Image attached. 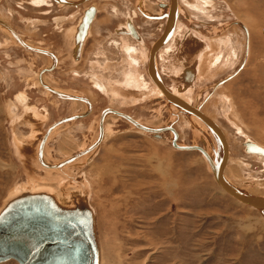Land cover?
I'll return each instance as SVG.
<instances>
[{
    "label": "rangeland",
    "instance_id": "rangeland-1",
    "mask_svg": "<svg viewBox=\"0 0 264 264\" xmlns=\"http://www.w3.org/2000/svg\"><path fill=\"white\" fill-rule=\"evenodd\" d=\"M31 1L0 0V17L6 19L27 41L47 46L46 49H51L56 57H60L56 67L47 73V80L52 86L82 92L91 102V108L84 111L82 119L77 118L76 122L73 119L68 125L61 126L46 142V154L50 160L60 159L64 154L75 153L80 147L88 146L93 135L92 122L99 118L105 107L158 128L168 124V121L172 122V127L179 134L177 140L180 145L190 144L194 140L195 144L204 148H208L206 142L209 147H214L212 133L204 130L202 123V127L197 125L195 118L169 106L163 97L151 96L154 91L147 90L149 87L142 81H126L128 90L133 88L135 91L119 94L126 97L125 101L130 100L120 104L95 87L90 76L93 72L104 82V75L110 77L112 82L120 81V72L126 65L123 55L111 43L114 29L126 18L132 20L139 31V39L133 40L127 32L115 37L127 36L135 44L149 47L155 33L162 30L164 18L159 17L167 11V0H150L159 14L147 16L156 25L159 23L160 29L159 24L156 27L143 19L147 17H143V14L155 13L152 12L154 9L148 8L146 0H89L98 8L97 21L91 34L87 35L84 55L77 64L71 57V36H64V31L75 25L80 8L68 10L67 6L65 9L43 5L38 6L39 9L31 3L50 4L49 0ZM179 2L183 11L179 14L182 25H178L175 37L167 46L166 50L171 48V54H165V51L160 53L158 68L162 79L166 87L172 90V80L182 70L179 68L196 61L198 67L192 83L194 88L184 97L192 105H200L201 111L224 132L229 144V162L225 172L228 180L240 189L262 196L264 158L248 156L246 153H250L244 151L243 142L249 139L264 147V0H210L204 15L191 12L200 8L193 0ZM161 4L165 11L160 9ZM55 16H64L65 21L56 23ZM234 20L243 28L235 25ZM124 24L120 27L125 31ZM1 29L5 32V38L11 41L12 36L6 29ZM187 29L196 30L202 37L189 36L188 33L179 50L176 37L179 30L180 34H185ZM115 32L118 33L117 29ZM224 37L231 38L229 41L234 44L227 43ZM3 41L4 37L0 35V43ZM14 43L18 45L15 40ZM31 43L28 44L35 46ZM203 44L205 47H201ZM40 45L35 47L43 48ZM137 45L128 47L140 54L141 49ZM18 50L6 51L0 47L1 205L19 189L30 190L33 187L51 190L50 184L62 185V182H56L55 173L49 174L46 177L48 180H33L29 186L23 185L24 181H29L30 174L21 164L15 144L16 138L27 135L29 126L25 122L28 120L26 117L24 120L13 119L18 113L14 104L19 106L15 95L25 91L26 103L46 110L47 118L41 124L44 130L57 119L72 112L79 113L82 109L67 100L63 101L65 98L53 96L47 91V86L45 91L49 95L41 93L43 87H32L35 75L38 76L37 68H42L43 61L29 51ZM167 56L176 60L173 62L177 64L172 63L171 68L167 66ZM44 58L46 64L43 67L54 62L52 58ZM26 62H29L28 65ZM138 62L136 74H144V63L141 60ZM106 65L117 73L110 75ZM228 75L221 84L213 85ZM79 103L85 105L82 101ZM10 105L16 108L12 114ZM224 105L227 106L226 110H223ZM105 114V139L101 142L103 135L98 127L101 137L91 158L78 170H69L71 174L81 173L84 180H88L99 264H264V214L226 195L214 181L199 152L173 148L168 142L172 137L169 131L159 134V138H153L117 115ZM238 130L244 135H238ZM214 151L216 153V148ZM30 159L28 164L32 168V176L43 177L44 174L32 163L34 155ZM65 168L61 171H65ZM244 223H248L252 229L245 232L240 230L244 228ZM0 264L17 263L8 260Z\"/></svg>",
    "mask_w": 264,
    "mask_h": 264
},
{
    "label": "water",
    "instance_id": "water-1",
    "mask_svg": "<svg viewBox=\"0 0 264 264\" xmlns=\"http://www.w3.org/2000/svg\"><path fill=\"white\" fill-rule=\"evenodd\" d=\"M55 1L74 4L83 0H77L76 2H69L68 0ZM93 15L94 7L91 5L87 8L84 18L81 19L84 30L89 26ZM170 21L172 24L173 19ZM233 23L243 28L236 20ZM171 24H167L161 38L169 36ZM155 44L156 42L153 46ZM184 72L186 75L182 76L183 74H180L179 80L185 89L192 81L193 72L192 68L191 72L187 73V69H184ZM228 77L229 75L218 80L213 85L221 84ZM157 78L160 80L159 76ZM159 80L154 82L162 90L166 101L174 104L175 108H179L183 112L194 114V116L204 122L207 126L206 128L212 133L214 147L203 148L197 143L195 144L194 140L190 144L178 145L175 143L177 134L172 127V122L168 121V124L158 129L159 126L154 127L137 123L129 115L107 107L101 110L97 119L99 129L105 112H109L117 114L119 118L130 125H136L138 129L148 132L153 138H159L161 132L170 130L172 137L168 142L173 148L198 151L205 160L214 181L225 192L254 210L264 212V196L251 194L237 188L224 177L223 169L227 161L228 146L217 125L199 111L200 105H195L192 108L186 106V101L179 98L178 100L173 99ZM47 91L59 98H72L82 101L86 104L85 112L90 108L89 102L83 96L66 95L53 90L49 86H47ZM81 116L82 114L63 116L47 126L38 141L37 151L35 152V161L38 166L44 169L58 170L65 168L74 161L70 170L74 172L75 169L78 170L85 165L87 159L91 158L90 155H93L98 145L101 131L86 148L65 158L57 159V161H45L41 153L42 147L45 145L53 128ZM243 147L245 152L264 155V148L250 140L244 141ZM92 148L94 149L90 152ZM214 148H216V153ZM84 156H87L86 160ZM79 165L81 166L76 168ZM69 174L62 185L50 184L51 190H26L8 198L2 205L0 204V263L13 260L17 264H98L99 249L94 230L93 210L89 204L88 183L84 180L81 173L77 175L74 173ZM84 182L85 184H83Z\"/></svg>",
    "mask_w": 264,
    "mask_h": 264
},
{
    "label": "flooded vegetation",
    "instance_id": "flooded-vegetation-1",
    "mask_svg": "<svg viewBox=\"0 0 264 264\" xmlns=\"http://www.w3.org/2000/svg\"><path fill=\"white\" fill-rule=\"evenodd\" d=\"M31 1V0H30ZM55 0H49V3L50 4H46V3H43V4H36V3H31L33 6H36L37 8H39L38 6H43V5H50L51 7H63V8H67L68 10L69 9H76V8H80V10H79V14H80V17H79V14H78V16H77V18H76V20H75V23L77 22V24H76V26H75V29H74V33H73V39H72V53H71V57H72V59L73 60H75L76 61V63L75 64H77V62L79 63L80 62V57H81V59H82V57H83V55H84V47H85V43H86V41H87V38H88V36H87V29H88V27L84 30V27H83V25H82V23H81V19L82 18H84V16H85V14H86V10H87V8L89 7V6H91L90 5V3H88L89 2V0H83L82 2H79V3H74V4H70V3H63V2H57V1H55ZM69 2H76L77 0H68ZM139 1V0H138ZM180 0H178V4H179V10H178V16H177V10L175 11L176 12V14H175V17L173 18V22L175 21V18L177 17V19H176V23H175V27H174V24H173V22H172V24H171V26H170V28H169V30L170 31H172L173 30V27H174V31H173V33H172V36H171V38L169 39V41L167 42V43H165L163 46H161L160 47V49L157 51V53H156V55H155V63H156V68H157V70H158V73H159V75H160V77L161 78H163L162 77V73L160 72V69L158 68L159 67V55H160V53L162 52V51H165V54H169L170 53V50H171V48L169 49V50H166L167 49V46H168V44H169V42H170V40L175 36V34H176V32H177V30H178V25L180 24V20H179V14H181V12H183L182 10H181V8H180V2H179ZM208 1H209V3H208ZM193 2H194V4L195 5H198L200 8H198L199 10H197V11H191V12H196V14H205V13H203V12H206V10H205V8L206 7H208L209 5H210V0H193ZM57 3H61L62 5H66V6H58L57 5ZM160 3V2H159ZM167 3L169 4L170 3V0H167ZM87 4V5H86ZM151 1L150 0H146V5H148V8H152V9H154L152 12H155V11H157L156 10V8L151 4ZM164 4V3H163ZM86 5V6H85ZM212 5V4H211ZM8 7V9H11V6L10 5H7ZM85 6V7H84ZM153 6V7H152ZM160 6V9L161 10H164L165 8H164V5H159ZM83 7V8H82ZM212 7V6H211ZM210 7V8H211ZM210 8H209V10H210ZM40 9V8H39ZM96 9H97V12H98V8H97V6H96ZM140 10H142L141 8H140ZM165 11V10H164ZM42 12H46L45 10H43ZM97 12H96V14H97ZM208 12V11H207ZM95 13V12H94ZM155 13H157V12H155ZM48 14V12L46 13V15ZM144 16H146L145 14H143V17ZM151 16V15H150ZM60 17H63V19H61L60 21H65V19H64V16H55V20H56V23L57 22H60V21H58V18H60ZM78 17H79V20H78ZM97 17V16H96ZM162 17L163 18H165V15H162V16H160L159 18H161L162 19ZM148 19H145V18H143L144 19V21H145V23H148V24H155V22H152V21H150L149 20V18H151V17H147ZM152 19V18H151ZM6 19H3V18H1L0 17V35H2L3 37H4V41L2 42V43H0V47L2 48V49H5L6 51L7 50H12V49H14V50H17V51H19L18 49H23V50H25V51H29V52H31L33 55H35L37 58H39L40 60H42L43 61V65L44 64H46V60H45V56H47V58L49 57V58H53V61L54 62H52V63H50V65L48 66V67H43V65H42V68H37V69H39L38 70V74H42V73H44L43 75H42V79H43V81L46 83L45 85H47V84H49V87H51V88H53V89H55V90H58L59 92H62V93H66V94H74L75 92L73 91V90H66V89H64V88H59V87H55V86H52L49 82H48V72H51L55 67H56V65L58 64V62H59V59H60V57H57V59H56V57L53 55L55 52H53L51 49H46V48H48L47 46L45 47V46H43V45H40V44H33V43H31V42H29V41H27L17 30H15V28H13L12 26H10L6 21H5ZM26 20V22H28L27 21V19H25ZM78 20V21H77ZM95 21H97L96 20V18H95V20L92 22V24H91V26H90V30H91V32L93 31V24L95 25ZM132 21V20H131ZM129 19H125L123 22H125V31L129 34V36L131 37L132 36V38H133V40L134 39H136V38H138L139 39V31L137 30V28H136V26L134 25V23L133 22H131ZM235 21V20H234ZM91 22V21H90ZM123 22L121 23V24H123ZM29 23V22H28ZM55 23V24H56ZM74 23V24H75ZM10 26H8V25ZM73 24V25H74ZM90 24V23H89ZM121 24H119L115 29H117V31H118V33L117 32H115V29H114V33H113V38H112V40H111V43H112V45L113 46H115L116 47V49H117V51L118 52H120L122 55H123V57H124V61H125V65L126 66H124V68H123V70H121V72H120V74H121V76H122V78L120 79V81H117V82H112L111 81V79H110V77H109V79H106V76L107 75H104V77H105V82L103 81V80H101V79H99L98 77H97V75H95V73H93V72H91V74H90V76H91V79H92V82H93V84L95 85V87H97L98 89H100L102 92H104L105 93V95H106V97H108L109 98V96H108V89L110 88L109 87V82H111V83H113L114 85H116V86H118L119 88H121L122 90H124V86H125V83H124V80H126V79H128L129 77H139L140 79H141V81H142V83L146 86V87H152V79L150 78V76L148 75V70H147V65H148V56H149V52L151 51V47L153 46V43H155V41L161 36V34L163 33V31H164V29H165V21H163V27H162V30L161 31H159L158 33L156 32L155 33V37L153 38V41L151 42V44H150V46L149 47H143V46H140L139 44L137 45V44H135V42L134 41H132L129 37H127V36H121L120 38H116L115 37V35H119L120 33H123L124 32V30L122 29V28H120V25ZM152 24V25H153ZM159 24V23H158ZM158 24L156 25V27H158ZM72 25V26H73ZM182 24H180V26H181ZM7 26V27H6ZM1 27L2 28H5L6 30L8 29L9 31H7L11 36H12V38H11V41L9 40V39H7V38H5V36L3 35L5 32L1 29ZM71 27V26H70ZM119 27V28H118ZM12 28V29H11ZM136 28V29H135ZM161 28V25L159 24V29ZM181 29V28H180ZM20 35H18L17 33ZM189 33V36H191V35H194V36H198V37H202L196 30H194V29H187L186 30V33L185 34H180V30H179V32H178V37H177V39H176V41H177V44H178V46H179V49L184 45V43H185V40L187 39L186 37H185V35H187ZM7 37V36H6ZM135 37V38H134ZM141 37H142V35H141ZM204 37V36H203ZM17 38V39H16ZM204 38H206V37H204ZM224 38H226L227 40H228V42L227 43H230L231 45H233L232 44V42H230L229 40L231 39V38H228V37H224ZM6 39V40H5ZM142 39H143V37H142ZM207 39V38H206ZM14 40H15V42H16V45L18 44L19 45V47H17V46H15V45H13V44H15L14 43ZM25 40H26V42H28V43H31L32 45H40L41 47H43V48H37V47H35V46H31V45H27L28 43H25ZM84 41V42H83ZM135 41H137V40H135ZM135 45H137V48H139V49H141L140 50V54H137V53H135V50L134 49H130L128 46H135ZM124 47V48H123ZM188 47V46H187ZM186 47V48H187ZM201 47H205V44H203ZM185 48V49H186ZM198 48V47H197ZM123 49L125 50L124 51V53H125V55L123 54ZM178 50V49H177ZM38 51V52H37ZM169 52V53H168ZM155 53V52H154ZM190 52H188V53H186L183 57H182V60L185 58V56L186 55H188ZM171 54V53H170ZM138 55V57H136ZM44 56V57H43ZM125 56H126V58H125ZM180 56H182V55H180ZM170 58H171V61H170ZM51 60V59H50ZM56 60H57V63H56ZM138 60H141L143 63H144V69H143V72H144V74H140V73H138V75L136 74L137 73V69H138V67H139V62H138ZM133 63H132V62ZM173 61H176V60H172V57H170L169 56V58H168V60H167V66H169V65H171L172 63H177V62H173ZM51 62V61H50ZM241 62V61H240ZM239 62V63H240ZM28 63L29 62H26V65H28ZM48 64V63H47ZM137 64V65H136ZM107 66V65H106ZM107 68L109 69L108 70V72H109V74L110 75H112V73L113 74H115V73H117V72H115V70H112L111 71V69H110V67H108L107 66ZM101 69H103V67H101ZM104 70V69H103ZM24 71V70H23ZM113 79V78H112ZM162 81H163V79H162ZM163 84L165 85V83H164V81H163ZM31 86L32 87H34V88H36V87H38V86H40L41 88H42V85L40 84V82H39V78H38V76L37 75H35V80H33V82L31 83ZM48 86V85H47ZM166 86V85H165ZM41 91V93L43 92V94H46V95H49L48 94V92L47 91H45V89H43L42 88V90H40ZM77 93H80V92H77ZM80 94H82V95H85L84 93H80ZM26 94H25V91H21V92H19L17 95H15V100H16V102L20 105V107L17 105V104H14L16 107H17V110H18V113L17 114H15L14 116H13V119L14 120H17V119H23V118H25V117H31L32 115H36V114H34V113H32V111L31 110H28V108L30 107V105L31 104H29V103H26ZM84 97V96H83ZM86 98V97H85ZM55 99V98H54ZM55 100H57V99H55ZM59 101V100H58ZM63 101H66V99H63ZM67 102H70L71 103V105H73V106H79V108H82L81 109V111L79 112V113H83V111H84V106L82 105V104H80L78 101H74V100H71V101H69V100H67ZM194 106V105H193ZM36 107V106H35ZM20 108V109H19ZM113 108V107H112ZM36 109H37V111L40 113V112H44L45 114H46V110L45 109H43V108H40V107H36ZM26 110V111H25ZM116 111H118V110H116ZM37 112V113H38ZM119 112H121V111H119ZM39 113H38V116H39ZM42 114V113H41ZM45 114H42V115H44L45 116V118H47L46 117V115ZM72 114H74V112H72ZM77 118H81V117H77ZM76 118V119H77ZM81 120V119H80ZM107 120V119H106ZM106 120H104V123H103V137H102V140H101V142H103V140L105 139V135H106V129H105V124H106ZM76 122V121H75ZM139 122V121H138ZM96 123H97V119L94 121V126L92 127V132H93V135L91 136V138H90V140L89 141H91L92 142V140H93V138H96V136H97V125H96ZM141 123V122H140ZM141 124H143V123H141ZM143 125H146L145 123L143 124ZM149 126H152L151 124L149 125ZM90 142V143H91ZM89 144V143H88Z\"/></svg>",
    "mask_w": 264,
    "mask_h": 264
},
{
    "label": "bare ground",
    "instance_id": "bare-ground-1",
    "mask_svg": "<svg viewBox=\"0 0 264 264\" xmlns=\"http://www.w3.org/2000/svg\"><path fill=\"white\" fill-rule=\"evenodd\" d=\"M53 1V0H52ZM71 1V0H70ZM55 2V1H54ZM58 2V1H57ZM91 3V2H90ZM208 3H209V1H208ZM57 5H61V6H66V5H62L61 3H57ZM177 10V15H178V10H179V4H178V0H170V3H169V6H168V11H167V14H166V16H165V18H166V20H165V27L167 26V24L169 23V25L171 24V21L170 20H172L174 17H175V14H176V11ZM95 12H96V9H95ZM176 19H177V17L175 18V21L173 22V24H174V27H175V23H176ZM170 21V22H169ZM180 25V24H179ZM7 27V26H6ZM174 27H173V30L172 31H170V33H169V36H166L165 38L163 37V38H161L162 36H163V34H161V36L155 41L156 42V44L154 45V46H152L151 47V51L149 52V56H148V65H147V70H148V75L150 76V78L152 79V84L154 85V87L152 86V87H149L147 90H153L154 91V94H152L151 96H153L154 98H155V96L158 98V97H163L165 100H166V98L164 97L165 95H163V92H162V90H160L156 85H155V82L154 81H156L157 82V80H159L158 78H157V76H159L160 77V75H159V73H158V70H157V68H156V63H155V55H156V53H157V51L160 49V47L161 46H163L165 43H167L168 41H169V39L171 38V36H172V33H173V31H174ZM2 28V27H1ZM3 29H5V28H3ZM7 31H9L8 29H7ZM164 32V31H163ZM69 36H71L70 34H68ZM65 36V35H64ZM175 37V36H174ZM177 38V37H176ZM222 39H224V38H222ZM161 41V42H160ZM223 41V40H222ZM224 41H225V39H224ZM190 42V41H189ZM26 43V42H25ZM154 44V43H153ZM27 45H29V44H27ZM193 45V44H192ZM173 46H174V44H173ZM185 46H187V45H185ZM172 47V46H171ZM197 47V46H196ZM193 48V47H192ZM177 49V48H176ZM180 50V49H179ZM175 51V50H174ZM38 52V51H37ZM155 52V53H154ZM161 53H163V52H161ZM199 53V52H198ZM197 53V54H198ZM153 54V55H152ZM55 57H56V55L55 54H53ZM152 56H153V58H152ZM200 56V55H199ZM161 57V55H159V58ZM49 58V57H48ZM167 58H168V56H167ZM50 59V58H49ZM56 59H57V57H56ZM162 60V59H161ZM57 61V60H56ZM186 61H187V59H186ZM185 62V61H184ZM186 63V62H185ZM177 64V63H176ZM180 65V64H179ZM182 66H184V65H182ZM197 65H196V61H192V62H189V64L185 67V68H183L182 70H178L179 71V74L178 75H175L176 77L175 78H173V82H174V84H173V89L172 90H169L164 84H163V81H162V78L160 77V80L159 81H161L162 82V84H163V86H164V88L169 92V95L173 98V99H176V100H178V98L179 99H181V100H183V101H186L187 102V105L186 106H189V107H194L191 103H190V101H189V99H187L186 97H184V95H188L189 93H190V91L191 90H193V88H194V86L192 85V83H194V78L197 76V73H196V70H197ZM167 68V67H166ZM170 68H171V65H170ZM191 68H192V72H193V75H194V77L192 78L193 80L191 81V83H190V85L189 86H186L185 87V89L182 87V84H181V82H180V80H179V78H180V74L182 75V76H184V75H186L185 74V72H184V69H187V73H189V72H191ZM176 70V69H175ZM162 71V70H161ZM165 71H167V69L165 70ZM169 71H170V69H169ZM182 71H183V73H182ZM173 72V71H172ZM176 73H177V71H175ZM174 72V73H175ZM195 72V73H194ZM165 73V72H164ZM174 73H172L171 74V76L174 74ZM44 74V73H43ZM43 74H41V76H39V74H38V78H39V82H40V84L41 85H43V88L45 89L46 88V86H45V83H44V81H43V79H42V75ZM167 75V74H166ZM165 75V76H166ZM168 76H169V74H168ZM169 78V77H168ZM106 79H109V78H107V76H106ZM170 79H172V78H170ZM138 80H139V78H138ZM135 83V82H134ZM136 86V85H135ZM192 86V87H191ZM109 89H108V94L111 96V100L112 101H115V102H117V103H120V104H123L124 102H127V101H125V99H126V97H124V96H120L119 94H122L123 93V91L124 90H122L121 88H119L118 86H116V85H114L113 83H111V82H109ZM134 87V86H133ZM51 88V87H50ZM128 88V87H127ZM181 88H182V91H181ZM191 88V89H190ZM53 89V88H52ZM129 89V88H128ZM128 89H126V90H128ZM133 89V88H132ZM132 89H130L131 91H135V90H132ZM134 89H136L135 87H134ZM188 89V91H186ZM53 90H55V89H53ZM129 90V91H130ZM138 90V89H137ZM140 90V89H139ZM138 90V91H139ZM55 91H58V90H55ZM59 92V91H58ZM62 93V92H61ZM116 93H118V94H116ZM128 93V92H127ZM187 93V94H186ZM63 94H66V93H63ZM128 94H130V93H128ZM141 95H144V94H142V93H140ZM66 95H70V96H74V97H76V96H83V95H81V94H78V93H76V94H66ZM155 95V96H154ZM85 97V96H84ZM59 99H61V98H59ZM131 99V98H130ZM66 100H74V101H79V100H76V99H72V98H70V99H66ZM128 100V99H127ZM128 101H130V100H128ZM79 102H81V101H79ZM90 102V101H89ZM168 102V101H167ZM226 102V101H225ZM225 102H223V104H225ZM83 103V102H82ZM89 104H91V102L89 103ZM168 105L170 106H172V107H174L175 108V106H174V104H172V103H170V102H168ZM85 106H86V104H85ZM19 107H20V105H19ZM223 107V110H226V108H227V106L226 105H224V106H222ZM90 108H91V105H90ZM89 108V109H90ZM15 107H13L12 105H10V107H9V110H10V112H11V114L15 111ZM32 109H34V111L36 112V108H32ZM177 109V108H176ZM115 110V109H114ZM179 112H181V113H183V114H185V115H187L188 117H193V118H195L197 121H196V123H197V125H199V126H201L202 127V124L205 126V127H207L205 124H204V122L203 121H201L199 118H197L196 116H194V114H191V113H186V111L185 112H183L181 109H177ZM26 111V110H25ZM34 111H32V113H34ZM116 111V110H115ZM199 111L202 113V114H204L202 111H201V109H199ZM119 112V111H118ZM37 113V112H36ZM40 113H42V114H45L43 111L42 112H40ZM84 113V112H83ZM75 114H82V113H75ZM46 115V114H45ZM106 115V114H105ZM105 115L103 116V120H104V117H105ZM115 115H117V114H115ZM205 115V114H204ZM107 116H110V115H107ZM206 116V115H205ZM207 117V116H206ZM26 118H28V117H26ZM109 118V117H108ZM114 118V117H113ZM209 118V117H208ZM46 120V118H45V116L44 115H32L31 117H29L28 118V120H26V121H28L29 122V124H30V128H29V130H28V133H27V135L25 136V137H21V138H16V140H17V142H16V146H17V153L19 154V156H20V159H21V164L26 168V170L25 171H28V173L30 174V175H28L29 177H30V179H29V181H28V179L26 180V181H24L23 182V185H25V186H29V184L30 183H33V180H43V179H47L46 177L49 175V174H51V173H55L56 175H54V178L57 180L56 182H58V181H60V182H64V179H66V177H65V175H67L68 174V172H70L69 170H71V167H72V165H73V163H74V161H72L71 163H69L68 165H67V167L65 168L66 170L65 171H61V169H51V168H46V169H44V168H42V167H40V166H38L37 164L38 163H36V161H35V152L37 151V146H38V141H39V139L41 138V136H42V134H43V132H44V129H43V127L41 128V124H43L44 123V121L43 120ZM82 119V118H81ZM118 119V118H117ZM210 119V118H209ZM21 120V119H20ZM22 120H24V118L22 119ZM79 120V119H78ZM103 120H102V122H101V130H102V135H103ZM134 120V119H133ZM191 120V119H190ZM211 120V119H210ZM12 121V120H11ZM74 121V120H73ZM76 121V120H75ZM136 121V120H135ZM186 121V120H185ZM213 121V120H212ZM70 122H72V120H70ZM70 122H66V123H64V124H61V125H59V126H57V127H55V128H53L51 131H50V133H49V136L52 134V132H53V134H52V136H54L56 133H57V131H58V129L61 127V126H63V125H65V124H67V123H70ZM137 122V121H136ZM187 122V121H186ZM214 122V121H213ZM137 123H140V122H137ZM188 123V122H187ZM194 123V122H193ZM202 123V124H201ZM216 125H217V127L220 129V131H221V133H222V135H223V137H224V139H225V141L227 142V146H228V156H227V161H226V164H225V167H224V169H223V175H224V177L228 180V178L225 176V172H226V168H227V165H228V162H229V144H228V141H227V139H226V136H225V134H224V132L222 131V129L220 128V126L216 123V122H214ZM141 124V123H140ZM195 124V123H194ZM14 125V124H13ZM13 125H12V128H13ZM68 125V124H67ZM29 126V125H28ZM93 126V125H92ZM136 126V125H135ZM188 126H189V124H188ZM203 126V129L204 130H208L209 131V129L208 128H205ZM98 125H97V134H98ZM12 128H11V130H12ZM163 128V127H162ZM46 129V128H45ZM158 129H161V128H158ZM174 129V128H173ZM142 131V130H141ZM174 131H175V133H176V130L174 129ZM142 132H144V131H142ZM169 132L171 133V131L169 130ZM210 132V131H209ZM146 133H148V132H146ZM162 133V132H161ZM160 133V134H161ZM14 134V133H13ZM177 134V133H176ZM178 135L179 134H177V137H178ZM238 135H244L240 130H238ZM49 136H48V138H49ZM205 136V135H204ZM97 137V136H96ZM103 137V136H102ZM211 137H212V135H211ZM48 140V139H47ZM247 140H249V139H247ZM94 141V140H93ZM47 142V141H46ZM206 142V141H205ZM12 143V142H11ZM15 143V142H14ZM175 143L176 144H178V145H180L179 143H178V140L177 139H175ZM46 144V143H45ZM14 145V146H15ZM32 145V146H31ZM208 148H209V146H208V144H207V142H206V144H205ZM259 145V144H258ZM16 146H15V148H16ZM260 146V145H259ZM33 147H34V149H33ZM261 147H263V146H261ZM14 148V149H15ZM84 148H86V147H80L77 151H81V150H83ZM204 148V147H203ZM264 148V147H263ZM93 149L94 148H92V150H90V152L91 151H93ZM96 149V148H95ZM176 149V148H175ZM32 150H34V152H33V154H32ZM46 150H47V144L46 145H44L43 147H42V156H43V158L45 159V161H51V162H53V161H57V160H50L49 159V156L47 157V154H46ZM178 150H180V151H191V150H182V149H178ZM193 151V150H192ZM195 152H198V151H195ZM217 152V151H216ZM71 154H73V152H71V153H68V154H64V157H62V158H65L66 156H68V155H71ZM248 156L249 155H253V156H256V157H259V158H264V155H260V154H254V153H250V154H248V153H246ZM31 155H34V160H32V163H33V165H34V167L35 168H37L40 172H42L43 174H44V176L43 177H38V176H32V168L30 167V165L28 164L29 163V160H31L30 159V156ZM86 155V154H85ZM201 155V154H200ZM62 156H63V154H62ZM81 157H83V156H81ZM85 157V156H84ZM62 158H60V159H62ZM33 167V166H32ZM68 170V171H67ZM85 174V173H84ZM85 177H86V174H85ZM51 179V178H50ZM48 180V179H47ZM53 180V179H52ZM51 180V181H52ZM86 180V179H85ZM88 181V180H87ZM229 181V180H228ZM230 182V181H229ZM85 183V182H84ZM83 183V184H84ZM231 183V182H230ZM217 184V183H216ZM218 185V187L226 194V195H228L230 198H232L233 200H235L237 203H240V204H242V205H244V206H246V207H248V208H251V207H249V206H247V205H245V204H243V203H241V202H239L237 199H235V198H233L232 196H230L227 192H225V190H223L220 186H219V184H217ZM234 185V184H233ZM235 186V185H234ZM235 187H237V186H235ZM238 188V187H237ZM19 190H21V191H19ZM19 190H16L17 192L16 193H14V194H12V196H14V195H16V194H18V193H20V192H23V191H29V189H19ZM30 190H45V191H48L49 189L48 188H44V189H42V188H33L32 187V189L30 188ZM244 190V189H243ZM244 191H246V190H244ZM246 192H248V191H246ZM250 193V192H249ZM12 196H10V197H12ZM259 196H261V195H259ZM262 196H264V195H262ZM9 197V198H10ZM251 209H253V208H251ZM254 210V209H253ZM255 211H258V210H255ZM259 213H263L264 214V212H261V211H258ZM241 225H243L242 223H241ZM252 227V226H251ZM249 225H248V223L247 224H245L244 223V228H240V230L242 229V231H248V230H251L252 228H251ZM250 228V229H249ZM15 262V261H14ZM3 263H5V262H3ZM98 264H99V253H98Z\"/></svg>",
    "mask_w": 264,
    "mask_h": 264
},
{
    "label": "crops",
    "instance_id": "crops-1",
    "mask_svg": "<svg viewBox=\"0 0 264 264\" xmlns=\"http://www.w3.org/2000/svg\"><path fill=\"white\" fill-rule=\"evenodd\" d=\"M88 3H90V2H88ZM90 5H92L93 7H94V12H95V9H96V5L95 4H93V3H90ZM168 7V6H167ZM167 11H168V8H167ZM167 11H166V13H165V16H166V14H167ZM96 12H97V9H96ZM96 12L94 13V15H93V18L91 19V22H90V24H89V26H88V29H87V35L89 36V34H91V30H90V26H91V24H92V22L95 20V18H96ZM142 12H144V11H142ZM145 13V12H144ZM159 14V11L157 12V13H153V14H147L146 13V15H158ZM80 17V16H79ZM79 17H78V20H79ZM147 18V17H146ZM145 18V19H146ZM61 19H63V17H60V18H58V21H60ZM77 20V21H78ZM150 21H152V19H149ZM166 20V18H164V21ZM76 24H77V22L75 23V25L73 26V27H71V28H69L68 30H65L64 32H65V36H67L68 34H70L71 35V39H73V33H74V29H75V26H76ZM122 25V24H121ZM120 25V26H121ZM121 28V27H120ZM125 33H126V31H124L123 33H120V34H124L125 35ZM119 34V35H120ZM84 42V41H83ZM71 46H72V42H71ZM51 59V58H50ZM80 60H81V57L79 58ZM52 60H53V58H52ZM187 66V65H186ZM179 69H183L182 67H180ZM138 78L139 77H129L128 79H132L133 80V82H136V80L138 81ZM128 79H126V80H124V83H125V87H126V81L128 80ZM139 80L141 81V79L139 78ZM126 89H128L127 87H126ZM146 89H148V88H146ZM125 92H132L131 90L129 91V90H124ZM75 92V91H74ZM77 92H75L74 94H76ZM78 94H80V93H78ZM82 95V94H81ZM128 101V100H127ZM81 104V103H80ZM33 107H29L28 108V110H31V111H34V109H32ZM34 108H36V107H34ZM85 109H86V106L84 105V111H85ZM83 111V112H84ZM36 112H38L37 111V109H36ZM35 111H34V114H36V115H38V113H36ZM82 113V112H81ZM84 113H82V115H83ZM39 115H42L41 113H39ZM76 120V119H75ZM25 122L29 125V128H30V124H29V122L28 121H26L25 120ZM93 123L94 122H92V125H93ZM91 125V127H93ZM29 128H28V130H29ZM54 132V131H53ZM53 132H52V134H53ZM52 134L49 136V138L52 136ZM20 138V137H19ZM49 138H48V140H49ZM47 140V141H48ZM84 159L86 160L87 158H86V156L84 157ZM90 159V158H89ZM89 159H87V161L89 160ZM86 161V162H87ZM83 162V161H82ZM81 165H79V166H77L76 168H78V167H80Z\"/></svg>",
    "mask_w": 264,
    "mask_h": 264
}]
</instances>
